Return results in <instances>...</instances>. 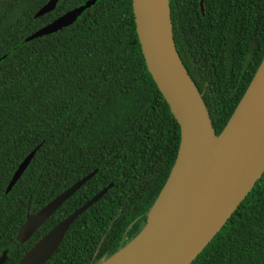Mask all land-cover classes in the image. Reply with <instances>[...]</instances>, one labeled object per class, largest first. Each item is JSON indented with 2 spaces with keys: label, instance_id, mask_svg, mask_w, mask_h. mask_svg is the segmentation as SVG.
<instances>
[{
  "label": "trees",
  "instance_id": "16d2710c",
  "mask_svg": "<svg viewBox=\"0 0 264 264\" xmlns=\"http://www.w3.org/2000/svg\"><path fill=\"white\" fill-rule=\"evenodd\" d=\"M86 1L58 0L33 18L48 0H0L3 264L111 184L43 263L97 264L139 232L174 162L178 126L146 71L130 0H93L71 25L25 41ZM199 2L168 0L172 38L217 135L264 54V0H201L202 13ZM93 171L28 241H15L26 214ZM190 264H264V172Z\"/></svg>",
  "mask_w": 264,
  "mask_h": 264
},
{
  "label": "water",
  "instance_id": "95a60500",
  "mask_svg": "<svg viewBox=\"0 0 264 264\" xmlns=\"http://www.w3.org/2000/svg\"><path fill=\"white\" fill-rule=\"evenodd\" d=\"M48 0L34 15L53 10ZM57 17L28 36L30 41L71 25L93 4ZM134 31L151 80L179 130L174 162L139 232L97 264H190L212 240L264 172V54L244 93L221 131L215 135L205 106L175 50L168 0H130ZM199 11L202 13L201 0ZM259 79V80H258ZM35 150L17 166L4 193L20 177ZM93 171L39 210L26 214L16 231L22 244L75 193ZM108 184L79 208L52 226L16 262L43 264L50 259L70 224L97 202ZM119 213L115 215V218ZM0 256V264L5 261Z\"/></svg>",
  "mask_w": 264,
  "mask_h": 264
},
{
  "label": "flooded vegetation",
  "instance_id": "af4514ba",
  "mask_svg": "<svg viewBox=\"0 0 264 264\" xmlns=\"http://www.w3.org/2000/svg\"><path fill=\"white\" fill-rule=\"evenodd\" d=\"M144 221H145V220H144ZM142 223H143V221L140 222V229H141V227H142ZM15 235H16V234H15ZM30 238H31V237H30ZM27 241H28V240H27ZM127 242H128V241H127ZM122 246H123V245H122ZM122 246H120V247H122ZM120 247H118V248H120ZM118 248H117V249H118ZM6 252H7L6 249L1 250V252H0V256H1L3 253H5V257H6ZM25 252H26V251H25ZM25 252H24V253H25ZM102 258H105V256H104V257H101V258L98 260V262H99ZM5 260H6V259H5ZM17 261H18V260H17Z\"/></svg>",
  "mask_w": 264,
  "mask_h": 264
},
{
  "label": "bare ground",
  "instance_id": "6f19581e",
  "mask_svg": "<svg viewBox=\"0 0 264 264\" xmlns=\"http://www.w3.org/2000/svg\"><path fill=\"white\" fill-rule=\"evenodd\" d=\"M263 77H264V67L262 68V70L260 72L259 79H262Z\"/></svg>",
  "mask_w": 264,
  "mask_h": 264
}]
</instances>
